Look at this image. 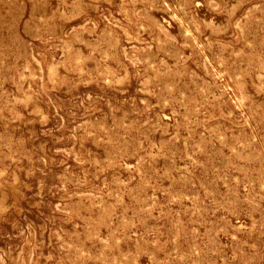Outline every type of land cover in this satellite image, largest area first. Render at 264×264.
Masks as SVG:
<instances>
[{
    "label": "rangeland",
    "instance_id": "1",
    "mask_svg": "<svg viewBox=\"0 0 264 264\" xmlns=\"http://www.w3.org/2000/svg\"><path fill=\"white\" fill-rule=\"evenodd\" d=\"M0 264H264V0H0Z\"/></svg>",
    "mask_w": 264,
    "mask_h": 264
}]
</instances>
